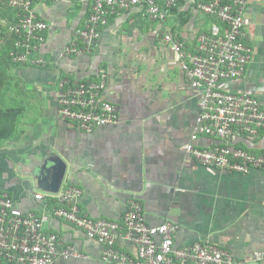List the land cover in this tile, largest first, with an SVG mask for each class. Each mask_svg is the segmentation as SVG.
I'll use <instances>...</instances> for the list:
<instances>
[{
    "label": "crops",
    "instance_id": "obj_1",
    "mask_svg": "<svg viewBox=\"0 0 264 264\" xmlns=\"http://www.w3.org/2000/svg\"><path fill=\"white\" fill-rule=\"evenodd\" d=\"M207 1L188 0L156 22L145 6L112 16L92 53L66 57L62 53L89 17L92 2H40L37 12L49 25L41 49L47 66L10 63L1 70L0 110L14 108L21 114L19 139L0 144V173L18 170L27 181L17 180L11 187L15 193L4 187L0 194H9L23 210L50 212L53 201L34 199L32 192L48 191L33 175L47 160L61 159L68 166L63 186L82 191L83 214L122 224L130 203L138 201L147 224L169 220L179 226L176 247L211 242L230 252L235 264H264V169L235 175L201 165L184 149L200 112L199 98L178 54L163 38L171 33L194 52L199 35L216 22L197 8ZM247 2L252 60L241 78L222 86L264 105V0ZM11 24L0 20V31ZM101 70L108 75L103 98L117 106L120 123L86 133L60 116L56 91L63 79L97 81ZM238 146L264 155V132L255 142ZM45 229L87 257L56 264H107L100 244L74 225L50 218ZM118 248L135 254L123 238Z\"/></svg>",
    "mask_w": 264,
    "mask_h": 264
},
{
    "label": "built area",
    "instance_id": "obj_2",
    "mask_svg": "<svg viewBox=\"0 0 264 264\" xmlns=\"http://www.w3.org/2000/svg\"><path fill=\"white\" fill-rule=\"evenodd\" d=\"M0 1L17 11V23L9 26L16 37L10 53L13 62L46 67L41 49L46 43L49 25L37 12V5L43 0ZM90 1L91 13L75 31L74 40L62 57L92 53L112 16L145 6L149 18L156 22L166 10L188 0ZM247 6V0L198 3L197 8L216 22L209 32L199 35L192 53L171 33L163 38L178 54L188 82L199 98L200 112L185 151L207 168L241 176L264 169V155L238 146L242 142H255L264 132V105L255 96L222 86L241 78L252 60V48L247 43V28L251 24L246 16ZM107 78V72L101 70L97 81L61 80L56 91L60 116L86 133L118 125L117 106L102 95ZM202 139L212 140L211 145H201ZM32 193L36 201L45 204L53 201L51 211L40 215L23 210L9 194H0V264H56L87 258L75 246L66 245L58 234L46 231L50 218L72 224L88 239L98 242L102 247V260L107 264H235L230 252L211 242L176 247L179 226L169 220L157 226L147 224L138 201L130 203L119 224L83 214L82 191L74 185H62L57 193ZM122 238L134 247L133 256L119 250Z\"/></svg>",
    "mask_w": 264,
    "mask_h": 264
},
{
    "label": "trees",
    "instance_id": "obj_3",
    "mask_svg": "<svg viewBox=\"0 0 264 264\" xmlns=\"http://www.w3.org/2000/svg\"><path fill=\"white\" fill-rule=\"evenodd\" d=\"M9 19L13 23H17V11L9 7L7 2L0 1V20ZM10 26V25H9ZM9 26L2 27L0 31V78L2 76L1 70L13 62L10 56L11 51L14 49L16 37L10 32ZM18 65V64H16ZM21 113L14 108L7 110H0V144L5 141L18 140L16 135V124Z\"/></svg>",
    "mask_w": 264,
    "mask_h": 264
},
{
    "label": "water",
    "instance_id": "obj_4",
    "mask_svg": "<svg viewBox=\"0 0 264 264\" xmlns=\"http://www.w3.org/2000/svg\"><path fill=\"white\" fill-rule=\"evenodd\" d=\"M68 171L67 163L61 159L47 160L33 175L42 190L57 193L63 185Z\"/></svg>",
    "mask_w": 264,
    "mask_h": 264
},
{
    "label": "rangeland",
    "instance_id": "obj_5",
    "mask_svg": "<svg viewBox=\"0 0 264 264\" xmlns=\"http://www.w3.org/2000/svg\"><path fill=\"white\" fill-rule=\"evenodd\" d=\"M13 173H15L14 175H13ZM25 179V180H24ZM17 180H22L20 183L22 184V183H24L25 181H27V179L26 178H21V172L20 171H18V170H16V171H13V170H8V172H1L0 173V185H2V186H0V191H4L5 189H4V187H10V189H11V192L12 193H15L13 190H12V185H15L14 183L17 181ZM30 181H32L31 179H30ZM9 189V190H10ZM14 195V194H13Z\"/></svg>",
    "mask_w": 264,
    "mask_h": 264
}]
</instances>
